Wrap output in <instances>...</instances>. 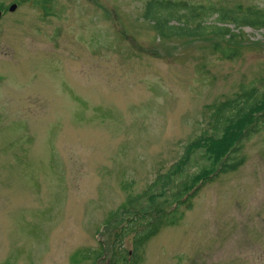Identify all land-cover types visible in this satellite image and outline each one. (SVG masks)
Instances as JSON below:
<instances>
[{"label":"rangeland","instance_id":"1","mask_svg":"<svg viewBox=\"0 0 264 264\" xmlns=\"http://www.w3.org/2000/svg\"><path fill=\"white\" fill-rule=\"evenodd\" d=\"M147 1L0 0V264H264V125L181 219L134 254L132 234L119 239L217 168L232 126L217 113L264 90V27L163 39ZM162 1L207 26L214 9L264 12V0Z\"/></svg>","mask_w":264,"mask_h":264},{"label":"trees","instance_id":"2","mask_svg":"<svg viewBox=\"0 0 264 264\" xmlns=\"http://www.w3.org/2000/svg\"><path fill=\"white\" fill-rule=\"evenodd\" d=\"M45 2V0H43ZM184 2L174 3L172 1L148 0L145 3L142 17L152 24L159 38H196L206 34L221 36H233L228 24L234 26L264 27V12L260 10L246 9L243 12L235 10H217V24L212 26L204 25L202 18L197 19L195 7L187 9ZM183 13V14H181ZM192 23H195L194 25ZM216 49V47H215ZM218 52L225 59H231L238 54L235 48H218ZM256 93V92H255ZM260 103L264 104V90L258 94L247 97L239 96L235 101L229 102L220 110L214 120V126L218 127L225 121H231L225 138L228 148L219 157L220 164L210 173H204L196 177L186 189L174 199V206L171 210H153L136 213L128 220L126 227L122 228L119 234L120 241L124 235L132 234V249L137 251L147 240L154 236L159 228L165 224H173L182 218L183 212L180 208L189 210L192 207V199L196 196L199 189L207 182L211 181L219 173L235 170L241 163L240 160L230 161V155H237L243 140L249 139L258 133L264 125V112L254 114L253 109ZM225 144V145H226ZM124 260V259H122ZM117 257L110 264H117Z\"/></svg>","mask_w":264,"mask_h":264},{"label":"water","instance_id":"3","mask_svg":"<svg viewBox=\"0 0 264 264\" xmlns=\"http://www.w3.org/2000/svg\"><path fill=\"white\" fill-rule=\"evenodd\" d=\"M15 7H16V4H11L10 6H9V10L10 11H13L14 9H15ZM0 15H1V12H0Z\"/></svg>","mask_w":264,"mask_h":264}]
</instances>
